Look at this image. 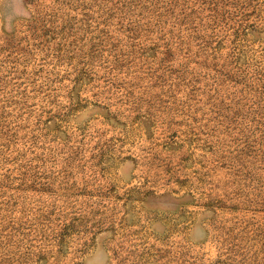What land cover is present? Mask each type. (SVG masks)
Wrapping results in <instances>:
<instances>
[{
    "label": "rangeland",
    "instance_id": "rangeland-1",
    "mask_svg": "<svg viewBox=\"0 0 264 264\" xmlns=\"http://www.w3.org/2000/svg\"><path fill=\"white\" fill-rule=\"evenodd\" d=\"M0 264H264V0H0Z\"/></svg>",
    "mask_w": 264,
    "mask_h": 264
}]
</instances>
